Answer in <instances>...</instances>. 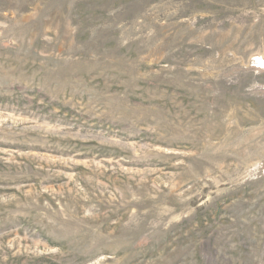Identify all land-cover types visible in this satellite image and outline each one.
I'll return each instance as SVG.
<instances>
[{"label":"rangeland","instance_id":"rangeland-1","mask_svg":"<svg viewBox=\"0 0 264 264\" xmlns=\"http://www.w3.org/2000/svg\"><path fill=\"white\" fill-rule=\"evenodd\" d=\"M0 264H264V0H0Z\"/></svg>","mask_w":264,"mask_h":264}]
</instances>
